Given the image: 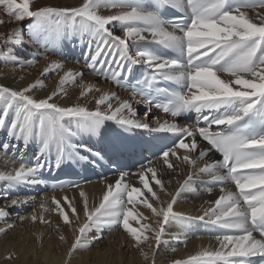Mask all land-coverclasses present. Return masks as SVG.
I'll list each match as a JSON object with an SVG mask.
<instances>
[{
  "label": "snow or ice",
  "instance_id": "1",
  "mask_svg": "<svg viewBox=\"0 0 264 264\" xmlns=\"http://www.w3.org/2000/svg\"><path fill=\"white\" fill-rule=\"evenodd\" d=\"M101 8L114 11L104 15ZM0 10L8 17L0 19V24L31 21L27 33H0V55L10 62L20 63L17 45L32 49L27 62L31 65L41 49L46 58L49 49L56 51L64 41L71 43L87 34V51L80 54L84 67L131 93L122 99L115 91L81 83V97L100 94L94 98L95 107L61 106L54 98L66 84L84 76L83 71L72 70L60 78L58 90L44 98L32 94L42 86L40 80L19 89L0 85V131L7 137L0 141V160L5 165L0 182L8 188L44 184L41 175L46 166L60 171L78 167L93 171L115 167L117 171L114 182L105 177L98 203L90 204L79 183L69 184L79 189L81 212L68 196L51 197L54 208L48 207L45 197L39 206L41 214L33 210V223H51L43 213L54 211L63 226L72 230L65 264L78 249L102 238L105 228L113 227L123 229L146 264H156L154 249L165 242L168 226L183 228L196 222L223 230L214 237L219 246L169 264H254L252 258L264 259V0H82L77 7L37 8L32 0H0ZM9 45L12 50L5 52ZM63 68L61 61H52L43 75ZM138 68L143 71L134 76ZM141 104L146 106L145 116L153 107L173 118H190L195 113L198 124L202 120L204 126L181 127L175 121L161 122L157 116L151 117L154 127L138 117L134 105ZM137 130L177 137L173 145L159 149L165 171L175 172L179 164L188 168L175 193L166 191L151 161L147 166L140 163L138 171H123L129 166L126 161L144 147L132 136ZM197 137L206 142V149L200 148ZM30 142L39 144L34 163L26 162L21 153L16 167L15 151ZM213 151L220 159L210 160ZM198 176L219 183L220 195L200 215L175 211L182 193L196 191L193 181ZM229 183L235 190L224 186ZM207 191L211 193L212 187ZM161 193L169 199L162 200ZM34 202V198L11 199L8 207ZM137 205L149 210L151 217L138 211ZM9 216L10 211L0 207V220ZM12 227L7 224L0 232ZM56 230L60 241L68 243L61 225ZM90 233L95 234L92 239ZM180 236L175 233L172 238L179 241ZM6 259L11 260L12 254Z\"/></svg>",
  "mask_w": 264,
  "mask_h": 264
},
{
  "label": "bare ground",
  "instance_id": "2",
  "mask_svg": "<svg viewBox=\"0 0 264 264\" xmlns=\"http://www.w3.org/2000/svg\"><path fill=\"white\" fill-rule=\"evenodd\" d=\"M81 3L82 0H32L33 8L41 6L77 7ZM100 11L101 14L108 15L112 14L114 10L101 8ZM250 15H254V13L250 11ZM0 19L8 20V17L4 15L2 10H0ZM30 23L31 21L25 20L22 24L15 22L0 24V33H11L13 30L27 33ZM114 30L117 34H120L119 25H115ZM89 39L90 37L84 34L82 38L78 35L71 43L64 41L62 45L58 46L56 51L49 49L46 58L44 50L41 49L40 55L31 65L27 62L32 59V49L17 45L15 54L20 58L19 64L10 62L5 55H0V85L19 89L40 80L42 86L37 87L32 94L39 98H44L53 91L58 90L60 78L66 71H83L84 76L82 80L78 79L74 84H66L64 86V92L54 98L57 104L61 106L81 104L87 105L90 109L94 108V98H98L100 94L90 93L85 97H81V83L96 85L106 91H115L122 99L128 98L130 96L129 92L117 89L111 80L105 81L99 78L94 72L84 67V62L80 54L82 51H87ZM9 50H12L11 45L5 49V52ZM52 61H61L64 64V68L59 71H50L48 75H43V69ZM77 61H79V63ZM134 106L138 110V117L140 119H146L149 123H152L154 127L156 125L151 117L157 116L160 118L161 122L168 121L171 123L175 121L181 127L202 126L203 121L201 120L198 124L196 114H194L192 122H187L180 118L167 117L165 114L154 109H151L150 114L145 116V105L141 104ZM2 107L3 105L0 104V108ZM213 130H216L215 126H213ZM154 135H162L165 138L175 137L172 133H148L143 130H137L132 134L134 139L139 143L142 141L141 144L143 145L145 140H151V137ZM6 139V134L0 131V141ZM197 141L201 149H206L208 147L199 137H197ZM38 148L39 144L36 142H30L27 147L21 144L18 151H15V155L17 156L16 167L19 166V156L21 153L26 162L34 163L33 157L37 153ZM182 151L183 150H181V152ZM8 155H13V152H10ZM54 155L55 153L53 151V157ZM209 156L211 161L220 159L214 151L211 152ZM172 159L174 160V158ZM130 160H136V155ZM49 162L54 164V159L50 158ZM152 164L157 168L158 174L162 175L167 192L175 193L179 187L178 182H183L188 174V168L184 164H179L175 172L165 171L160 158L152 161ZM200 166H203V162H201ZM81 169L83 168L78 167L75 171L68 169L60 171L55 167L49 168L46 166L43 169L42 175L46 172L51 173L52 177L55 173L60 174L64 172H73L74 174L81 175ZM0 170H5L3 160H0ZM123 171L135 172L138 170L124 167ZM116 178L117 174L107 178V180L114 182ZM104 179L98 182L81 185L88 194L90 204L93 201L96 203L99 202L104 190ZM130 179L133 184L140 186L135 177H130ZM169 181L171 183H168ZM224 186L231 190H235L234 185L230 183ZM153 187L154 190L158 191L157 186L153 185ZM193 187L196 191L184 192L181 194L177 203L174 205L175 211L192 216L200 215L202 214V210L209 207L211 202L220 195L219 189L221 185L219 183L213 184L210 177L207 176H198L195 178ZM209 187H212L211 193L207 191ZM148 195L150 196V194ZM160 195L161 199L164 201L169 199V197L163 193ZM53 196L57 199H61L64 196L73 198L77 211L81 212L79 189L69 188L63 191L47 193L42 185H21L10 189L4 182H0V207L10 211V216L6 221L0 220V228L6 227L7 224L14 225L10 230L0 232V264H65V261L69 260L67 252L69 244L73 239L72 230L63 226L58 214L54 211L43 213L45 219L51 223H41L39 221L33 223L30 219L33 210L36 211L37 215L41 214L39 206L41 200L45 197L48 198V207L54 208V205L51 204V197ZM25 198L30 201L34 198L35 202L14 208L8 207L11 199ZM137 210L143 212L145 216L151 217L150 211L145 209L142 205H137ZM81 218L83 219L82 213ZM132 223L133 226H138L135 222ZM57 225H61V231L67 237L68 243L60 241L59 233L56 230ZM222 232L223 230L213 228L202 222H196L183 228L179 225H169L165 236V242L159 249H154L155 262L156 264H169L172 259L187 258L203 248L211 247L215 249L219 245L214 237L222 234ZM175 233H181L179 241L172 238ZM93 235L95 234L90 233L89 239H92ZM144 248L145 251H148L147 245H144ZM9 254H12L11 260L6 259ZM69 264H146V262L142 254L133 247V242L123 229L121 227H113L111 229L105 228L102 232V238L94 240L90 247L78 249L70 258Z\"/></svg>",
  "mask_w": 264,
  "mask_h": 264
}]
</instances>
